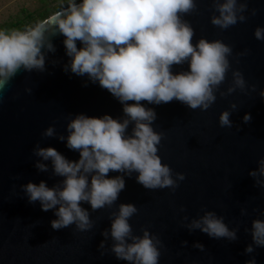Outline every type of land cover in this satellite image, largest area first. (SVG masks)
<instances>
[{
    "label": "water",
    "instance_id": "95a60500",
    "mask_svg": "<svg viewBox=\"0 0 264 264\" xmlns=\"http://www.w3.org/2000/svg\"><path fill=\"white\" fill-rule=\"evenodd\" d=\"M223 2L195 0V9L183 16L193 28L194 45L206 39L231 47L229 70L215 92V103L203 112L176 100L148 105L157 115L152 127L163 133L157 153L161 163L185 179L175 190H150L136 182V173L125 176V189L111 208L93 211L81 205L93 222L89 231L78 232L74 224L53 230L55 209L44 212L38 201L30 204L23 186L43 181L51 188L63 179L54 175L50 160L33 154L37 144L78 160V153L58 139L68 135V122L79 114L121 119L122 105L97 84L63 70L69 58L59 34L50 37L54 51H45L44 71H22L0 93V264H128L111 252L110 235H102L120 204L137 208L129 219L133 235L147 230L160 239L158 264H246L251 257L264 264V248L253 245V253L244 251L252 244L251 222L264 219V187L249 175L264 158V41L253 35L257 27H264V0H237L238 6L247 4L238 13L245 21L228 29L211 23L219 16L216 5ZM182 70H187V63L173 66L174 72ZM234 72L243 76V89L235 88ZM229 88L235 90L229 93ZM225 110L231 112L230 128L219 126L218 117ZM246 113L251 116L248 123L243 121ZM48 127L55 129L54 136L42 137ZM37 163L48 170H38ZM115 175L119 174L109 173ZM206 212L222 217L229 230L236 229L237 239H213L199 229L190 230L188 225ZM197 243L203 250L194 247Z\"/></svg>",
    "mask_w": 264,
    "mask_h": 264
},
{
    "label": "clouds",
    "instance_id": "9594fccd",
    "mask_svg": "<svg viewBox=\"0 0 264 264\" xmlns=\"http://www.w3.org/2000/svg\"><path fill=\"white\" fill-rule=\"evenodd\" d=\"M195 7V0H60L57 10L42 20L21 29H0V93L22 71L43 72L45 51H54L50 37L59 34L69 58L63 70L97 84L122 105L121 119L79 114L68 122V135L58 139L78 153V160L70 161L51 147L35 146L33 154L50 160L54 175L63 179L51 188L43 181L29 182L23 191L30 204L39 202L41 211L55 209L56 219L50 221L53 230L73 224L78 232L91 230L90 213L81 205L88 204L93 211L111 208L125 189V176L136 173V182L150 190H175L185 179L161 163L157 153L163 133L152 127L157 115L148 105L176 100L203 112L216 101L215 92L229 70L231 47L220 40L192 43L193 28L183 16ZM246 8V3L238 6L237 0H224L216 5L219 16L211 23L228 29L245 21L238 13ZM253 35L264 41V27H257ZM185 63L187 70L173 71V66ZM233 76L235 88L243 89L241 73ZM261 96L264 98V93ZM230 116L229 110L222 111L219 126L230 128ZM250 119L247 113L243 117L245 123ZM54 134L55 129L48 127L41 135L50 138ZM258 163V170L249 175L264 187V158ZM35 167L48 170L44 163ZM110 172L119 175L109 176ZM136 213L133 204H120L102 235L106 239L110 235L114 241L111 252L116 259L128 264H158L160 239L147 230L141 236L132 234L129 219ZM188 227L213 239H237V230H229L223 218L213 212H206ZM249 234L252 244L245 247V254L254 252L253 245L264 248V219H254ZM194 247L203 250L199 243ZM246 264H256L255 257Z\"/></svg>",
    "mask_w": 264,
    "mask_h": 264
},
{
    "label": "rangeland",
    "instance_id": "374dc122",
    "mask_svg": "<svg viewBox=\"0 0 264 264\" xmlns=\"http://www.w3.org/2000/svg\"><path fill=\"white\" fill-rule=\"evenodd\" d=\"M60 0H0V29L4 25L22 19L27 13L39 11L45 7L53 8Z\"/></svg>",
    "mask_w": 264,
    "mask_h": 264
},
{
    "label": "trees",
    "instance_id": "16d2710c",
    "mask_svg": "<svg viewBox=\"0 0 264 264\" xmlns=\"http://www.w3.org/2000/svg\"><path fill=\"white\" fill-rule=\"evenodd\" d=\"M59 5V4H58ZM57 6L53 7V8H48L45 7L39 11L33 12V13H27L23 16L22 19H18L13 23L4 25L2 27V29H21L26 25H29L31 23H35L38 20H42L44 18H46L47 16H49L50 14H52L54 11L57 10Z\"/></svg>",
    "mask_w": 264,
    "mask_h": 264
}]
</instances>
